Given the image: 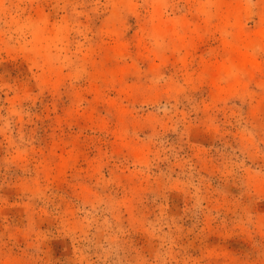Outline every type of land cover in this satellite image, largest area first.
<instances>
[{"label": "rangeland", "instance_id": "374dc122", "mask_svg": "<svg viewBox=\"0 0 264 264\" xmlns=\"http://www.w3.org/2000/svg\"><path fill=\"white\" fill-rule=\"evenodd\" d=\"M0 264H264V0H0Z\"/></svg>", "mask_w": 264, "mask_h": 264}]
</instances>
